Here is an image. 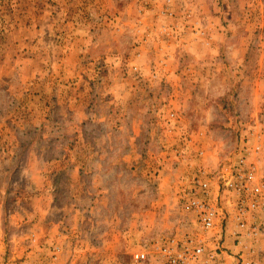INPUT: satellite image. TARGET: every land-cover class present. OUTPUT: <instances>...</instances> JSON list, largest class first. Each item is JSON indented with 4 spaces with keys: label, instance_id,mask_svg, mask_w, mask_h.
I'll use <instances>...</instances> for the list:
<instances>
[{
    "label": "rangeland",
    "instance_id": "obj_1",
    "mask_svg": "<svg viewBox=\"0 0 264 264\" xmlns=\"http://www.w3.org/2000/svg\"><path fill=\"white\" fill-rule=\"evenodd\" d=\"M262 141L264 0H0V264H137L201 170L237 264L217 176Z\"/></svg>",
    "mask_w": 264,
    "mask_h": 264
},
{
    "label": "built area",
    "instance_id": "obj_2",
    "mask_svg": "<svg viewBox=\"0 0 264 264\" xmlns=\"http://www.w3.org/2000/svg\"><path fill=\"white\" fill-rule=\"evenodd\" d=\"M263 150L264 141L255 146L254 154H261ZM255 155L241 156L236 164L222 168L217 176L219 183L233 193L235 205L229 220L236 223L241 231L237 264H264L257 249L258 241L264 238V179L259 178L260 160L253 158ZM211 182L207 172L201 170L190 180L189 189L184 191V210L195 216L198 232L162 238L154 247L155 254L148 247L133 253L135 263L230 264V257L222 249L215 252L207 250L209 239L219 233L217 228L224 210L213 199Z\"/></svg>",
    "mask_w": 264,
    "mask_h": 264
},
{
    "label": "crops",
    "instance_id": "obj_3",
    "mask_svg": "<svg viewBox=\"0 0 264 264\" xmlns=\"http://www.w3.org/2000/svg\"><path fill=\"white\" fill-rule=\"evenodd\" d=\"M260 244H261L260 248L264 249V241L261 242ZM262 256H263V261H264V255H262Z\"/></svg>",
    "mask_w": 264,
    "mask_h": 264
}]
</instances>
